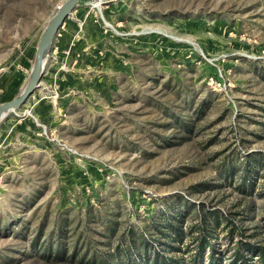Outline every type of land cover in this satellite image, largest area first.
Here are the masks:
<instances>
[{
    "label": "rangeland",
    "instance_id": "obj_1",
    "mask_svg": "<svg viewBox=\"0 0 264 264\" xmlns=\"http://www.w3.org/2000/svg\"><path fill=\"white\" fill-rule=\"evenodd\" d=\"M66 1L0 0V105ZM199 210L262 235L264 0H81L0 124V264L186 259Z\"/></svg>",
    "mask_w": 264,
    "mask_h": 264
},
{
    "label": "trees",
    "instance_id": "obj_2",
    "mask_svg": "<svg viewBox=\"0 0 264 264\" xmlns=\"http://www.w3.org/2000/svg\"><path fill=\"white\" fill-rule=\"evenodd\" d=\"M257 228L264 236V217L263 226ZM220 229L226 232L227 245L232 247L228 249L230 252L228 262L221 252L215 250L214 244L218 240L216 233ZM172 231L174 232L168 243L172 247L171 251L182 253L186 259L158 255L153 264H264V238L258 233L259 231L246 236L244 228L236 225L227 214L223 215L217 210L208 212L199 210V225L191 230L189 235L191 241L185 249L176 246L177 242L186 238L182 233V227H175Z\"/></svg>",
    "mask_w": 264,
    "mask_h": 264
},
{
    "label": "water",
    "instance_id": "obj_3",
    "mask_svg": "<svg viewBox=\"0 0 264 264\" xmlns=\"http://www.w3.org/2000/svg\"><path fill=\"white\" fill-rule=\"evenodd\" d=\"M81 0H67L49 21L43 31L30 75L18 95L10 102L0 105V124L6 116L15 110L21 109L27 100L36 92L43 81L48 65L50 52L56 35L72 15Z\"/></svg>",
    "mask_w": 264,
    "mask_h": 264
},
{
    "label": "crops",
    "instance_id": "obj_4",
    "mask_svg": "<svg viewBox=\"0 0 264 264\" xmlns=\"http://www.w3.org/2000/svg\"><path fill=\"white\" fill-rule=\"evenodd\" d=\"M30 58H31V57H30V54L25 55L24 58H21V61H20L19 64L22 65L23 67H25L26 69H27V68L30 69V71H31L33 65H30V64H31V60H30ZM19 78H21V77H19ZM27 78H28V77H27ZM27 78L25 79L23 85L25 84Z\"/></svg>",
    "mask_w": 264,
    "mask_h": 264
}]
</instances>
